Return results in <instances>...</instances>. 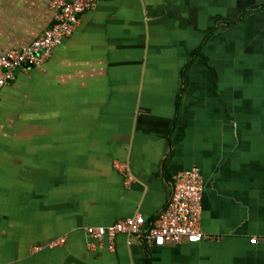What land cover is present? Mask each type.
Returning <instances> with one entry per match:
<instances>
[{
    "label": "crops",
    "instance_id": "obj_1",
    "mask_svg": "<svg viewBox=\"0 0 264 264\" xmlns=\"http://www.w3.org/2000/svg\"><path fill=\"white\" fill-rule=\"evenodd\" d=\"M50 2L0 0V55L51 26ZM192 167L201 241L87 235L148 227ZM0 264H264V0H99L18 71L0 99Z\"/></svg>",
    "mask_w": 264,
    "mask_h": 264
},
{
    "label": "built area",
    "instance_id": "obj_2",
    "mask_svg": "<svg viewBox=\"0 0 264 264\" xmlns=\"http://www.w3.org/2000/svg\"><path fill=\"white\" fill-rule=\"evenodd\" d=\"M99 0H51L55 12V24L51 25L32 43L10 49L0 55V99L2 89L10 84L18 71L27 72L40 67L53 49L70 36L79 24L83 12L93 9ZM204 183L197 167L177 173L172 184L170 200L166 208L149 224L141 214L121 219L109 226H88L90 238L111 241L119 233L143 236L151 246L172 243H195L206 237L200 228ZM64 239L53 243H61ZM257 238L251 239L256 244Z\"/></svg>",
    "mask_w": 264,
    "mask_h": 264
},
{
    "label": "trees",
    "instance_id": "obj_3",
    "mask_svg": "<svg viewBox=\"0 0 264 264\" xmlns=\"http://www.w3.org/2000/svg\"><path fill=\"white\" fill-rule=\"evenodd\" d=\"M200 54V51L199 50H196L195 52H194V55L195 56H197V55H199Z\"/></svg>",
    "mask_w": 264,
    "mask_h": 264
},
{
    "label": "water",
    "instance_id": "obj_4",
    "mask_svg": "<svg viewBox=\"0 0 264 264\" xmlns=\"http://www.w3.org/2000/svg\"><path fill=\"white\" fill-rule=\"evenodd\" d=\"M53 24H55V20L52 22V24H51V25H53Z\"/></svg>",
    "mask_w": 264,
    "mask_h": 264
}]
</instances>
